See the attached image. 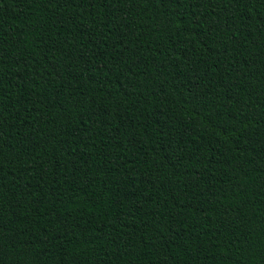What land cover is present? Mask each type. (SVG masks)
Listing matches in <instances>:
<instances>
[{
  "label": "trees",
  "instance_id": "trees-1",
  "mask_svg": "<svg viewBox=\"0 0 264 264\" xmlns=\"http://www.w3.org/2000/svg\"><path fill=\"white\" fill-rule=\"evenodd\" d=\"M0 264H264V0H0Z\"/></svg>",
  "mask_w": 264,
  "mask_h": 264
}]
</instances>
